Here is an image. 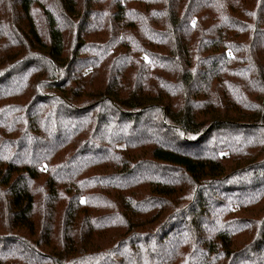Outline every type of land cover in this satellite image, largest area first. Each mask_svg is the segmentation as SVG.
<instances>
[{
    "label": "trees",
    "instance_id": "obj_1",
    "mask_svg": "<svg viewBox=\"0 0 264 264\" xmlns=\"http://www.w3.org/2000/svg\"><path fill=\"white\" fill-rule=\"evenodd\" d=\"M0 264H264V0H0Z\"/></svg>",
    "mask_w": 264,
    "mask_h": 264
}]
</instances>
